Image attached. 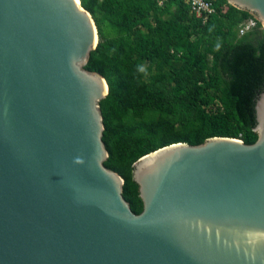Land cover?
<instances>
[{"label": "water", "instance_id": "water-1", "mask_svg": "<svg viewBox=\"0 0 264 264\" xmlns=\"http://www.w3.org/2000/svg\"><path fill=\"white\" fill-rule=\"evenodd\" d=\"M264 30V0H226ZM79 0H0V264H264V91L257 139L175 143L104 166L105 80Z\"/></svg>", "mask_w": 264, "mask_h": 264}, {"label": "trees", "instance_id": "trees-1", "mask_svg": "<svg viewBox=\"0 0 264 264\" xmlns=\"http://www.w3.org/2000/svg\"><path fill=\"white\" fill-rule=\"evenodd\" d=\"M79 0L98 44L84 69L100 75L108 95L99 103L104 166L123 179L135 214L143 203L133 164L162 147L225 137L253 144L255 102L264 91V32L238 36L253 17L210 2L214 14L196 20L185 0ZM143 66L146 73L137 71Z\"/></svg>", "mask_w": 264, "mask_h": 264}, {"label": "built area", "instance_id": "built-area-1", "mask_svg": "<svg viewBox=\"0 0 264 264\" xmlns=\"http://www.w3.org/2000/svg\"><path fill=\"white\" fill-rule=\"evenodd\" d=\"M166 0H160L158 5L161 6L163 2ZM188 7L190 14L202 24H205L208 19L214 14L213 6L210 2L205 0H185ZM258 21L256 18L249 19L242 23L238 28V36H244L245 34L249 33L253 29H255Z\"/></svg>", "mask_w": 264, "mask_h": 264}, {"label": "clouds", "instance_id": "clouds-1", "mask_svg": "<svg viewBox=\"0 0 264 264\" xmlns=\"http://www.w3.org/2000/svg\"><path fill=\"white\" fill-rule=\"evenodd\" d=\"M137 71L141 73H146V69L142 65L137 67Z\"/></svg>", "mask_w": 264, "mask_h": 264}, {"label": "rangeland", "instance_id": "rangeland-1", "mask_svg": "<svg viewBox=\"0 0 264 264\" xmlns=\"http://www.w3.org/2000/svg\"><path fill=\"white\" fill-rule=\"evenodd\" d=\"M262 28V27H261ZM262 30H263V28H262ZM263 32H264V30H263Z\"/></svg>", "mask_w": 264, "mask_h": 264}]
</instances>
